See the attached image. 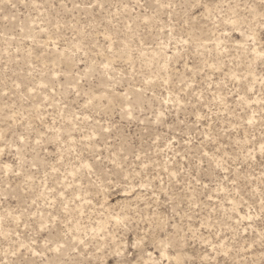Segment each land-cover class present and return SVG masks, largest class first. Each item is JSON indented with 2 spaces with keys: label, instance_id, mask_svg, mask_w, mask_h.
Segmentation results:
<instances>
[{
  "label": "rangeland",
  "instance_id": "obj_1",
  "mask_svg": "<svg viewBox=\"0 0 264 264\" xmlns=\"http://www.w3.org/2000/svg\"><path fill=\"white\" fill-rule=\"evenodd\" d=\"M264 0H0V264H264Z\"/></svg>",
  "mask_w": 264,
  "mask_h": 264
},
{
  "label": "snow or ice",
  "instance_id": "obj_2",
  "mask_svg": "<svg viewBox=\"0 0 264 264\" xmlns=\"http://www.w3.org/2000/svg\"><path fill=\"white\" fill-rule=\"evenodd\" d=\"M262 150H264V146H262Z\"/></svg>",
  "mask_w": 264,
  "mask_h": 264
}]
</instances>
